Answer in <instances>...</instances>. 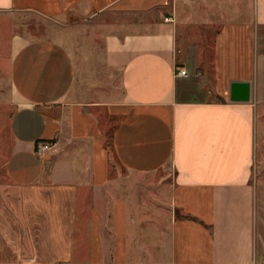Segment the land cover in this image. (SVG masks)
<instances>
[{
  "label": "crops",
  "instance_id": "1",
  "mask_svg": "<svg viewBox=\"0 0 264 264\" xmlns=\"http://www.w3.org/2000/svg\"><path fill=\"white\" fill-rule=\"evenodd\" d=\"M19 12L99 20L102 81ZM0 19V264H264V0H0Z\"/></svg>",
  "mask_w": 264,
  "mask_h": 264
},
{
  "label": "rangeland",
  "instance_id": "2",
  "mask_svg": "<svg viewBox=\"0 0 264 264\" xmlns=\"http://www.w3.org/2000/svg\"><path fill=\"white\" fill-rule=\"evenodd\" d=\"M14 17H16V26L20 23L28 24L26 30L36 36H53L56 31L62 28L63 34L57 37L66 42L74 54L75 61L82 72V79H86L90 83L97 81V84L102 81L104 67L102 63V31L98 25L99 20L77 21L73 22L72 25L60 27L50 19L31 13L19 12L15 13ZM1 23L3 21L0 19V43L5 41V32L8 33L9 28V26ZM9 25L11 27L12 23ZM24 26L22 25V27ZM199 28L203 29L201 26ZM255 122V156L251 183L262 196L264 192V101L257 106ZM0 183H3L1 174ZM175 213L178 215V210H175Z\"/></svg>",
  "mask_w": 264,
  "mask_h": 264
},
{
  "label": "water",
  "instance_id": "3",
  "mask_svg": "<svg viewBox=\"0 0 264 264\" xmlns=\"http://www.w3.org/2000/svg\"><path fill=\"white\" fill-rule=\"evenodd\" d=\"M229 98L232 101H248L250 99L249 81H232L229 88Z\"/></svg>",
  "mask_w": 264,
  "mask_h": 264
},
{
  "label": "built area",
  "instance_id": "4",
  "mask_svg": "<svg viewBox=\"0 0 264 264\" xmlns=\"http://www.w3.org/2000/svg\"><path fill=\"white\" fill-rule=\"evenodd\" d=\"M165 20H171V18L166 17ZM177 73L181 74V75H186V70L181 68ZM53 149V144L49 143V142H40L36 145L35 147V152L37 154H42L45 153L46 151H49Z\"/></svg>",
  "mask_w": 264,
  "mask_h": 264
}]
</instances>
